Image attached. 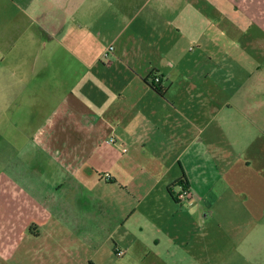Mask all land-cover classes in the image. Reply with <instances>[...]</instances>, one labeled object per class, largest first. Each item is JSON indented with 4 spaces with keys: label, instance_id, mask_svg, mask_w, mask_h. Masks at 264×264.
Listing matches in <instances>:
<instances>
[{
    "label": "crops",
    "instance_id": "1",
    "mask_svg": "<svg viewBox=\"0 0 264 264\" xmlns=\"http://www.w3.org/2000/svg\"><path fill=\"white\" fill-rule=\"evenodd\" d=\"M254 3L0 0V231L22 218L27 243L125 255L146 238L190 250L227 237L234 255L264 240ZM179 182L191 203L173 200Z\"/></svg>",
    "mask_w": 264,
    "mask_h": 264
},
{
    "label": "rangeland",
    "instance_id": "2",
    "mask_svg": "<svg viewBox=\"0 0 264 264\" xmlns=\"http://www.w3.org/2000/svg\"><path fill=\"white\" fill-rule=\"evenodd\" d=\"M242 1L247 2L250 0ZM254 1L255 3L251 9L253 16L259 20L257 23H264V4H262L264 0ZM238 12L240 14L241 10L239 9ZM258 27L261 28L260 25ZM253 33L254 35L261 34V31L253 26ZM251 59L264 62V57L257 58L252 55ZM241 60L244 64L245 58ZM0 197L4 198V196ZM5 220H8V218L4 216V212H1L0 224H6ZM22 220L20 218L19 222L15 223V232L10 233L6 226L2 227L0 242H2V234L5 233L11 239H3L4 246L0 250V253L3 252V254H0V264H264V240L258 241L257 236L250 244L240 250L242 255H234L232 249L226 245V243H229L228 238L224 237V239L212 238L211 241L208 239L205 246L190 250L163 248L165 245L156 248L149 238H146L144 239V247L134 248L127 255H125L126 252L123 249H118L123 252L122 256H118L114 244L111 242L96 243L93 248L83 249L80 247H64L63 244L58 247L53 245L52 240H46L42 236L38 241L32 240L27 243L26 238L22 239L20 237L19 228L23 225ZM148 236L149 232H147ZM11 242H14L13 247H9ZM44 243L47 245H44ZM183 251H188L191 256L198 258L195 260L187 259L183 254L181 255ZM172 253L176 254L172 255Z\"/></svg>",
    "mask_w": 264,
    "mask_h": 264
},
{
    "label": "built area",
    "instance_id": "3",
    "mask_svg": "<svg viewBox=\"0 0 264 264\" xmlns=\"http://www.w3.org/2000/svg\"><path fill=\"white\" fill-rule=\"evenodd\" d=\"M113 46L109 45L106 47V49L103 51L102 55H101V60L105 63V64H109L110 63V57L113 53ZM150 83L154 84L155 86L159 87L160 83H161V79L158 76H152V78L150 79ZM109 143L110 144H114L115 140L113 138L109 139ZM126 150L123 149V152H125ZM109 176L106 175V178H108ZM175 200L180 203V204H188L191 203L194 200V195L191 192V190L186 186V187H180L179 191L174 195ZM116 254L118 256H122L123 252L116 249Z\"/></svg>",
    "mask_w": 264,
    "mask_h": 264
},
{
    "label": "trees",
    "instance_id": "4",
    "mask_svg": "<svg viewBox=\"0 0 264 264\" xmlns=\"http://www.w3.org/2000/svg\"><path fill=\"white\" fill-rule=\"evenodd\" d=\"M150 86H151L153 89H155L156 91L161 92L160 87H157V86H155V85L152 84V83H150ZM177 185H180L181 187H186V185H185L184 183H182V182L175 183L173 186H177ZM169 191H170V193H171V196H172L173 200H174L175 202H177V201L175 200V197H174L175 194H173L172 191H171L170 189H169Z\"/></svg>",
    "mask_w": 264,
    "mask_h": 264
}]
</instances>
